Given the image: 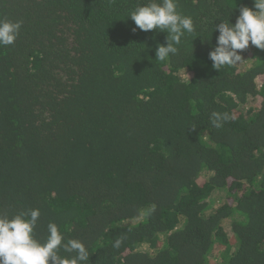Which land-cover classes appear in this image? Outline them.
Returning a JSON list of instances; mask_svg holds the SVG:
<instances>
[{"label": "trees", "instance_id": "16d2710c", "mask_svg": "<svg viewBox=\"0 0 264 264\" xmlns=\"http://www.w3.org/2000/svg\"><path fill=\"white\" fill-rule=\"evenodd\" d=\"M148 2L0 0L22 25L0 46V216L39 209L35 238L53 222L88 264H264V50L209 59L253 0H178L194 32L165 61L167 33L132 31Z\"/></svg>", "mask_w": 264, "mask_h": 264}, {"label": "clouds", "instance_id": "9594fccd", "mask_svg": "<svg viewBox=\"0 0 264 264\" xmlns=\"http://www.w3.org/2000/svg\"><path fill=\"white\" fill-rule=\"evenodd\" d=\"M253 6L255 10L240 8L234 25L229 21L215 25L214 31L219 32L217 46L209 53L215 70L238 66L244 61L238 52L249 48L250 44L264 50V0H253ZM177 9L178 0H149L128 16L136 25L133 32L139 29L167 33L166 46L158 45L156 49V59L160 61H165L170 54L175 55L185 33L194 32L192 18L182 15ZM21 27L20 22L0 20V46L14 44ZM230 119L232 117L228 113L213 112L211 123L219 129ZM213 206L218 205L213 202ZM40 215L39 209H29L12 218L0 216V264H88L90 256L85 245L77 239L64 242V235L53 222L47 225L48 236L44 243L35 238ZM122 243L118 238L112 246L118 249ZM61 249L74 255L70 258L61 256Z\"/></svg>", "mask_w": 264, "mask_h": 264}, {"label": "rangeland", "instance_id": "374dc122", "mask_svg": "<svg viewBox=\"0 0 264 264\" xmlns=\"http://www.w3.org/2000/svg\"><path fill=\"white\" fill-rule=\"evenodd\" d=\"M206 178H207V175L202 176L201 179L199 180V182L202 183L203 181L206 180ZM213 200H214V205L215 206H217V205L222 203V199H220V198H215ZM225 230L229 233V222L228 221L226 222Z\"/></svg>", "mask_w": 264, "mask_h": 264}]
</instances>
